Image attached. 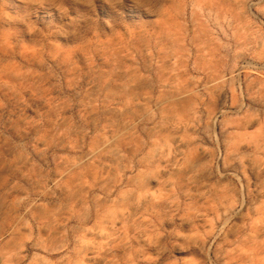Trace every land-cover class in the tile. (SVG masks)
Wrapping results in <instances>:
<instances>
[{"label": "rangeland", "instance_id": "obj_1", "mask_svg": "<svg viewBox=\"0 0 264 264\" xmlns=\"http://www.w3.org/2000/svg\"><path fill=\"white\" fill-rule=\"evenodd\" d=\"M138 2L0 0V264L264 238V0Z\"/></svg>", "mask_w": 264, "mask_h": 264}, {"label": "crops", "instance_id": "obj_2", "mask_svg": "<svg viewBox=\"0 0 264 264\" xmlns=\"http://www.w3.org/2000/svg\"><path fill=\"white\" fill-rule=\"evenodd\" d=\"M1 232V231H0ZM252 244L251 249L246 250L240 256L242 264H264V238Z\"/></svg>", "mask_w": 264, "mask_h": 264}, {"label": "clouds", "instance_id": "obj_3", "mask_svg": "<svg viewBox=\"0 0 264 264\" xmlns=\"http://www.w3.org/2000/svg\"><path fill=\"white\" fill-rule=\"evenodd\" d=\"M75 2H78V3L83 4V5H84L86 8H88V9H92V10H94V8H95V0H75ZM104 2L107 3L110 7L115 8L116 5L121 4V3L123 2V0H114V2H111V0H104ZM134 2H135L137 5H139V6L143 7V8H145L144 5H143L142 3H139V2H138V0H134ZM145 9H146V8H145ZM146 10H147V9H146ZM10 17H11V16H10ZM5 19H7V18L0 19V21H3V20H5ZM9 20H11V19H9ZM61 34H65V35H66L67 33H61Z\"/></svg>", "mask_w": 264, "mask_h": 264}]
</instances>
